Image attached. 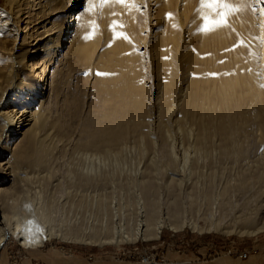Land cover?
Masks as SVG:
<instances>
[{
    "label": "bare ground",
    "instance_id": "bare-ground-1",
    "mask_svg": "<svg viewBox=\"0 0 264 264\" xmlns=\"http://www.w3.org/2000/svg\"><path fill=\"white\" fill-rule=\"evenodd\" d=\"M231 1L209 7L200 0L188 13L185 2L148 0L145 39L131 3L114 0V10H126V18L111 15L105 32L98 28L106 39L100 43L104 37L94 28L92 14L80 12L83 0H3L0 244L9 234L20 245L40 247L52 236L119 244L157 238L165 225L201 231L197 220L181 215L175 200L161 204L151 170L115 182L114 189L128 191L126 198L116 200L107 175L91 165L92 158L118 161L132 136L154 142L152 119L161 123L169 139V178L183 171L174 164L178 155L173 128L188 136L186 145L182 140L179 144L181 168L199 159L204 163L195 184L200 193L190 198L200 199L208 232L254 234L264 229V218L257 219L264 208V51L262 59L245 55L227 22L202 30L205 16L219 19V10L228 18ZM254 2L264 50V0ZM144 62L155 74L153 108L145 97ZM77 64L87 73L84 91L70 86V71ZM82 96L86 102L80 104ZM52 106L64 108L70 122L77 108L84 109L85 115L80 112L76 118L80 129L64 126ZM76 134L83 140L76 141ZM63 156L70 167L61 177L57 167ZM135 187L138 195L132 192ZM57 208L60 216L54 213ZM84 218L102 233L83 235L70 226L65 232L59 227Z\"/></svg>",
    "mask_w": 264,
    "mask_h": 264
},
{
    "label": "rangeland",
    "instance_id": "rangeland-1",
    "mask_svg": "<svg viewBox=\"0 0 264 264\" xmlns=\"http://www.w3.org/2000/svg\"><path fill=\"white\" fill-rule=\"evenodd\" d=\"M83 1H84V6L80 9L81 11L80 10L79 11L81 12L82 15H89L90 13L93 15L90 16L94 21V26H97L94 28L97 29L99 28L100 30L106 28L105 25L109 24L108 20L110 21L111 15H114L115 13L118 14L115 15H117L121 20H124L126 18L125 17L126 10L120 12L114 10L115 7L114 0H83ZM128 1L131 3V6L133 8V12L135 16L134 21L138 26L137 29L140 31L139 34L141 36L143 35L142 37H146L145 39H148L149 34H146L144 30L145 29L144 25L147 21V14H148L147 13L148 0H139V1L128 0ZM252 1L251 0H244V2H242L241 0L231 1L229 16L227 18V28H229L230 31L232 32L233 34L232 37L234 38V41H238L240 45L242 44L243 52L245 53V55L247 56L252 55L257 59L259 58L262 59L264 50H263V41H261L262 40L261 32H259L262 31V28L258 24V19H257L258 13L256 12L257 6L256 4H254L255 3L254 0ZM178 2H180L181 5L184 4V2L186 5H189L190 10H186V11L190 13L191 11L196 10L200 0H173L174 4L176 3L178 4ZM2 4H3V0H0V6ZM109 7L112 8L111 10L112 11L114 10L115 12L114 11L111 12V10L108 9ZM172 10L176 11L173 8ZM109 12L110 15L108 16ZM62 17L63 16L58 18L59 22L63 21L64 17L63 18ZM101 21L103 24L101 23ZM194 28H196V26H194ZM99 29L97 30V32L100 31ZM152 31L151 34L154 33ZM99 34L101 35V38L104 37L102 38V40H100V43L105 42L106 39L103 31L102 32L100 31ZM145 64L146 66H144ZM143 66L145 69L144 78H143V83L146 87L145 97L147 99V102L149 103V107H151L153 103L152 102L153 91L155 89V83H156V81L154 80L155 74L154 72L150 71L149 69L150 67L149 65H147V63L144 62ZM70 73H71L70 86L73 89V91L77 88L82 89V91H84L87 83V78H86L87 73L83 71V69L81 70V66L78 64L76 65V69L72 70V72L70 71ZM84 102H86V96H82L80 98V104H83ZM59 109L60 108H55L54 106H52L51 112L58 118V120L64 126L67 127L69 125L70 128L79 130L81 123L77 122L76 118L78 119L77 115L80 114L81 112L80 108L76 109V114L73 116L72 119V120L75 119L74 122H70L69 121L70 118L67 117L68 115L65 116V114L62 113V110H64V108L60 110ZM81 114L82 116L85 115L84 109L81 112ZM151 121L152 122L150 123V127H149V130L150 128L152 130V132L150 130V134L152 133L151 138L153 135L157 136V137L153 136L154 138H152L151 140L152 141L155 140V141L152 142L151 144H147L146 140L141 141L140 140L141 138H135L132 136L133 138L130 137L128 143H126L123 154L120 157L121 160L119 159L118 161H114L112 158L111 159L92 158V160L91 158H84V159L87 162L90 160L93 161V163L91 164L92 167L93 168L95 167L96 169L97 168L100 169L103 175L105 176L107 175L106 176L107 179L106 178L105 179L108 180L109 182L111 181V189L112 191L113 190L115 191L113 195H114V199L117 198L116 200H119L121 196L122 197L127 196L128 191H126L125 189L123 190L114 189L113 186L115 182L123 181L125 179V176L126 177L130 175L137 176L145 168L151 170V174L153 177L152 179L155 182V184L158 186V195L161 204H163L164 201L166 200H170V201L175 200V202L178 203L180 206L181 215L184 216L185 218H188L190 216L193 217L195 220H197L199 225L203 226V229L201 231L197 229H192L188 225H185L176 230L165 225L162 228L157 238H153V239L138 238L135 240L125 239L119 244L113 242L100 244L96 241L95 243L94 241H89V240H86V242H80L62 236H52L49 237L40 247L39 246L25 247L23 245H20L19 241L13 235L9 234L6 237L5 241H3L0 244V264H33L35 260L45 261L47 264H50L46 260L37 257L38 253L40 254L39 251L45 249H50L52 252L60 253L63 256H65V258L72 257L75 253H77L78 250H87L98 254L102 253V255L106 256V259L109 260L112 264H142L136 260H129V259L120 260L117 258L115 259L116 256L122 254L123 252H129V250H140L142 248L145 249L146 255H155V252H157V255L160 256L159 258L160 260L157 262V264H185V262L187 261L185 254L189 253L191 249L199 246L205 248V250L202 251L205 260L220 258L221 256L225 257V255L228 256L226 252L229 250L240 251V252L246 251L248 252V258L246 259L236 258L237 261L235 262H238V264H264V229L254 234H237V233H223V232L221 233V232L207 231L205 227L206 222L203 218V211H202L203 207L201 206L202 204L200 205V202L198 201L199 198L198 199L197 197H195L194 199L190 198L191 194L194 195L200 193V191L196 190L198 187H196L195 184L199 182L198 175L204 169L203 167L204 163L202 162V160L199 159L197 161L199 165L193 164L189 168L187 166H184L183 167L184 169L181 168L183 155L179 149V144H180V140H182L183 143L181 145H186L188 136L185 133H181L177 128H173L172 135L175 137L174 140H177L175 141L176 144L175 154L178 155L177 160H175L174 164L176 165V167L180 168L183 171H181V173L179 172L180 173L179 175H175V176L173 175L172 178H169L168 169H170V163H171L169 159L170 152L168 148L169 139L167 140L164 137L161 123L156 119H152ZM77 134H76L77 138L75 137L74 139H76V141L78 142L82 141L84 137L82 135L77 136ZM170 138H172L173 140V137ZM139 140L142 143H140ZM153 143L154 144L156 143L155 146H153ZM139 154H141V156ZM137 158L141 160H138ZM59 160L60 162H58L57 173L62 177V174L70 167V160L68 157L65 156L59 158ZM91 161L89 163H91ZM155 161L157 164H159L157 165L158 168L154 164L151 166L150 162H155ZM96 162L98 163L97 165ZM176 162L178 164H176ZM149 166H151V168H149ZM186 167L188 169H186ZM113 172H115L114 173L115 175L113 174ZM194 174L196 175L194 176ZM117 175H119V177H117ZM2 177L3 174H0V181ZM187 178L189 179L188 182L186 181ZM194 181L196 182L194 183ZM61 182L64 181L61 180ZM190 182L194 183V185L190 186ZM138 191L140 193V189L135 187L134 191L132 192L138 195L139 194L137 193ZM54 213L56 216L61 215L59 208L55 209ZM70 215H74V214H70ZM258 217H257L258 220L264 218V208L259 212ZM88 220L87 218L86 219L84 218L80 220L78 219L77 222L76 220L75 221L71 220L69 222L66 221V223L69 224H66L64 222L62 224H59L60 225L59 227L64 232L69 230L71 227L70 230L73 231L75 230L76 232L78 231L83 235L85 234L91 235L93 232L100 235L102 233V230L99 228V226L93 223L92 220L89 222ZM192 234L194 235L193 237L196 238L192 240L193 242H191V240L189 239V236H191ZM221 251L223 254H221ZM34 255H36L35 257L37 258H34ZM101 259L102 258H97V260H101Z\"/></svg>",
    "mask_w": 264,
    "mask_h": 264
},
{
    "label": "crops",
    "instance_id": "crops-1",
    "mask_svg": "<svg viewBox=\"0 0 264 264\" xmlns=\"http://www.w3.org/2000/svg\"><path fill=\"white\" fill-rule=\"evenodd\" d=\"M192 234L189 236V239L191 242H193V239H196L193 237ZM205 248L202 247H195L189 251V253L185 254V257L187 261L185 264H238L236 258L234 259L231 256H221L220 258L205 260L204 256L202 254V251H204ZM37 257L40 259L46 260L50 264H112L109 260L106 259V256L102 255V253H95L90 252L87 250H78L77 253H75L70 258H65L60 253L52 252L50 249H45L42 251H39ZM57 253V254H56ZM36 255H34V258ZM97 258H102L101 260H97Z\"/></svg>",
    "mask_w": 264,
    "mask_h": 264
},
{
    "label": "built area",
    "instance_id": "built-area-1",
    "mask_svg": "<svg viewBox=\"0 0 264 264\" xmlns=\"http://www.w3.org/2000/svg\"><path fill=\"white\" fill-rule=\"evenodd\" d=\"M221 254L222 251H221ZM229 256L237 259H246L248 258V252H235V251H230L226 252ZM120 259V260H136L138 262H144L145 264H157V262L160 260V256L157 255V252H155V255H146L145 254V249L142 248L140 250H129V252H123L122 254L118 255L115 257V259ZM33 264H47L45 261L41 260H35Z\"/></svg>",
    "mask_w": 264,
    "mask_h": 264
},
{
    "label": "snow or ice",
    "instance_id": "snow-or-ice-1",
    "mask_svg": "<svg viewBox=\"0 0 264 264\" xmlns=\"http://www.w3.org/2000/svg\"><path fill=\"white\" fill-rule=\"evenodd\" d=\"M120 3H125L126 0H119ZM205 3H208L209 7H211L213 4L221 3V0H204ZM230 6L227 3H224V8H229ZM170 15V14H169ZM218 16L219 19H212L210 17L205 16V24L203 26V31H211L215 27L223 26L227 22V12L225 11H219L218 10Z\"/></svg>",
    "mask_w": 264,
    "mask_h": 264
}]
</instances>
